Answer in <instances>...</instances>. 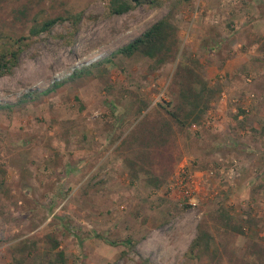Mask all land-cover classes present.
I'll return each instance as SVG.
<instances>
[{"label": "rangeland", "instance_id": "1", "mask_svg": "<svg viewBox=\"0 0 264 264\" xmlns=\"http://www.w3.org/2000/svg\"><path fill=\"white\" fill-rule=\"evenodd\" d=\"M148 1L0 0V264H264V0ZM163 18L168 62L115 54Z\"/></svg>", "mask_w": 264, "mask_h": 264}, {"label": "trees", "instance_id": "2", "mask_svg": "<svg viewBox=\"0 0 264 264\" xmlns=\"http://www.w3.org/2000/svg\"><path fill=\"white\" fill-rule=\"evenodd\" d=\"M153 3V1L148 0H109V10L113 14H123L134 7L141 5L143 3ZM75 22L78 21V17H72ZM64 20L62 17L48 18L44 19L38 24L33 25L29 28L28 38L37 36L41 33L49 32L56 23ZM25 39H19L11 44V48L7 51L4 50L0 53V72H9L15 65L18 52L20 51L22 41ZM178 44V37L175 26L166 19H160L157 22L153 23L149 28H147L140 36L134 38L132 41L124 45L123 47L116 50L115 54H120L125 57H131L134 54H141L148 59L155 60L159 65L164 64L170 60L175 52V48ZM16 47V49H14ZM107 63H112L111 58L104 59ZM89 67H81L76 69L68 77V80H74L81 78L89 74ZM66 80L59 82H54L53 85L48 90H54L57 87H60ZM187 90L182 89L180 91L181 102L177 107L178 111L183 109L184 105H189L193 107H198L199 102L203 101L201 93L196 91L193 88V83H187ZM202 105H204L202 103ZM205 109V106H200L199 112H194L193 109H189L187 117L194 116L198 114L195 120L201 117L202 111ZM173 120H176L178 124L184 126L183 122L179 121L178 114L172 112L168 113ZM154 138V136H152ZM153 140V139H150ZM190 244L189 253L197 257H204L207 254L212 256L215 255V252L210 250V242L212 241L211 236L205 230L200 231ZM97 236V235H95ZM129 243V242H128ZM112 244H116L112 242ZM212 252V253H211ZM199 253V255H198ZM57 263L66 264L64 259V253L62 251L57 252ZM139 264H150L148 261H142Z\"/></svg>", "mask_w": 264, "mask_h": 264}, {"label": "built area", "instance_id": "3", "mask_svg": "<svg viewBox=\"0 0 264 264\" xmlns=\"http://www.w3.org/2000/svg\"><path fill=\"white\" fill-rule=\"evenodd\" d=\"M183 182L187 183L185 180H181V183H183Z\"/></svg>", "mask_w": 264, "mask_h": 264}]
</instances>
